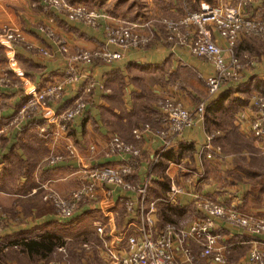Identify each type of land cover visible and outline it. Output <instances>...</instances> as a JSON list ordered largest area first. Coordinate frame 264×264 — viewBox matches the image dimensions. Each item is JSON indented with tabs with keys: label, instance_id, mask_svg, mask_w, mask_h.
I'll use <instances>...</instances> for the list:
<instances>
[{
	"label": "crops",
	"instance_id": "obj_1",
	"mask_svg": "<svg viewBox=\"0 0 264 264\" xmlns=\"http://www.w3.org/2000/svg\"><path fill=\"white\" fill-rule=\"evenodd\" d=\"M228 1L237 4V0ZM202 2L205 0L200 1V6ZM113 3L111 15L107 12L101 20L104 24L109 20L143 26L159 14L160 5L156 6L154 16H148L146 11L142 13L139 7L135 12L132 10L136 9L119 10L125 13L115 16L117 1ZM170 5L164 8L173 18H179L187 10L177 0ZM48 12L44 14L33 10L29 0H0V25L8 24L12 29L24 31L27 41L34 45L33 49H27L0 40L7 57V64L0 65V69L13 65L20 67L12 74L15 84L0 89L4 101L0 127L6 128L0 151V209L10 214L0 227V237L24 242L48 234L61 238L64 226L82 225L83 220L91 216L89 222L92 223H88L91 228L94 225L97 229L99 226L103 228V225L111 228L104 237L100 233L103 242L98 248L101 255H108L109 251H114L112 248H116L115 252L123 251L126 235L137 227L139 214L129 215L118 197L131 193L119 188L114 190L109 185L100 186L97 199L82 205L70 217L56 214L54 207L43 199L46 187L67 196L85 183L88 170L121 165L123 160L120 156L106 157L104 154L114 135L142 150L141 166L136 176H130V180L142 182L150 178L147 199L156 203L154 218L158 227L179 221L189 226L205 216L199 204L208 200L225 205L234 203L246 214L260 215L254 208L245 206L252 185L234 180L229 174L234 168V156L224 155L220 160L202 157L200 152L209 140L204 121L186 128L171 146L165 147L164 139L157 135L163 127L157 102L163 97H170L193 110L201 101L207 100L208 104L224 91L235 89L250 79L264 81V47L261 42L240 37L234 52L242 56L256 46L260 59L245 65L237 84L226 85L208 98L205 78L215 74L213 64L206 58L195 56L188 46L168 41L167 36L156 29L148 47L125 49L123 57L111 63L96 61L81 64L82 79L75 85H67L62 99L49 103L41 113L29 114L12 125L17 112L29 98L45 85L63 78L68 59L59 51L57 36L67 40L71 50L106 47L104 24L93 28L55 11ZM246 13L264 17V0H251ZM142 28L146 29L145 26ZM212 29L213 39L227 48V40L214 27ZM108 48L111 51L120 50L113 44H109ZM42 49H47L52 55L43 54ZM226 56L229 58L230 54L226 53ZM88 80L95 81L97 87L88 97L86 113L74 121L70 131H64L60 116L79 96ZM244 96L245 93L234 92L232 98ZM252 118L250 99L249 104L234 115L232 122L241 135L254 137V146L264 151V137L257 139L251 132ZM145 123L151 125V130L145 132L141 140L135 139L133 129ZM46 126L49 133L42 135L40 128ZM69 146L75 148L74 155L69 154ZM169 150L179 155L178 161L164 158V153ZM52 154H63L65 158L51 165L47 159ZM159 155V161L155 162ZM212 169L223 171L222 177L217 180L211 177ZM197 174L200 176L194 178ZM110 223L115 224L114 228ZM217 225L222 234L220 245L225 247L228 259L226 264H254L249 259L250 241L259 238L229 222L219 220ZM260 238L264 240V236ZM189 245L194 256L200 258V264H220L202 257L199 244L192 241Z\"/></svg>",
	"mask_w": 264,
	"mask_h": 264
},
{
	"label": "built area",
	"instance_id": "obj_2",
	"mask_svg": "<svg viewBox=\"0 0 264 264\" xmlns=\"http://www.w3.org/2000/svg\"><path fill=\"white\" fill-rule=\"evenodd\" d=\"M250 1L237 0L235 5H227L226 2L217 5L205 4L200 11L188 13L179 22L163 19L167 30L170 31L168 41L176 40L178 44L188 46L195 56L206 58L213 64L215 74L205 78L209 98L217 94L224 86H232L240 81L245 65L243 66L240 56L234 52L240 37L264 38V17H254L246 13ZM37 4L47 12L65 10L69 19L81 21L91 27L101 25L102 13L97 9H88L82 4H72L65 0H38ZM103 27L106 47L95 51L80 49L78 53L68 57V66L63 78L45 85L29 98L17 112L18 114L11 122L12 125L19 123L21 118L29 114L41 113L49 103L62 99L67 85H75L82 79L81 64H91L96 61L111 63L121 59L125 49L145 48L151 40L139 33L132 25L105 23ZM182 27L186 28L185 32H182ZM213 27L220 36L227 40V48L222 47L213 39ZM40 29L44 30L43 27ZM51 35L53 36V32ZM0 40L7 41L13 46L34 48V45L27 41L24 31L12 29L8 24L0 25ZM56 40L59 51L64 54L67 51L65 39L57 37ZM109 44L117 45L120 50L111 51L108 48ZM41 52L45 55H52L47 49H42ZM226 53L230 54L229 58ZM19 70L20 67L17 65L2 67L0 69V89L13 86L15 84L13 71L18 72ZM96 87L97 83L92 80L84 84L79 96L60 116L62 130L68 132L74 121L86 113L88 97ZM251 101L253 105L251 132L256 138H262L264 137V95L254 93ZM157 107L163 125L157 131V135L164 139V145L168 148L186 128L194 127L198 122L205 121L207 100L201 101L195 109L190 110L170 97H163L158 100ZM3 108L4 101L0 95V111ZM150 130L149 124L137 126L133 129V136L141 140L144 133ZM40 131L42 135H48V126L41 127ZM5 133L6 128L0 127V151L3 147ZM200 153L209 160L220 159L224 156L221 148L212 144L211 136ZM69 154H75L73 146H69ZM104 154L106 157L120 156L123 163L117 167L102 166L90 169L85 174V183L69 196L62 197L60 193L51 190L44 195V199L53 202L58 215L70 217L79 210L82 203L97 199L100 186L109 185L114 190L119 188L123 192L131 193L130 195L120 194L118 200L129 215L139 214L137 227L126 235L123 251L115 253L109 251L112 253L110 264H200V258L194 256L189 245L192 241L202 247V257L210 258L216 263L226 264L225 247L220 245L222 234L217 225L219 220L229 222L246 233L258 237L259 239L250 241L249 259L254 264H264V240L260 238L264 236V218L246 214L240 211L234 203L225 205L208 200L199 204L205 216L195 220L189 226L179 221L168 222L158 227L154 218L156 203L155 201L149 202L147 199L150 178L142 182H133L128 178L141 166V148L128 144L120 136L114 135ZM159 157L160 155L155 162ZM64 158L63 154H52L47 161L54 165ZM4 216L0 213V227L4 223ZM98 230L102 232L103 228L99 226ZM21 244L22 240H8L0 237V248L4 251L18 249Z\"/></svg>",
	"mask_w": 264,
	"mask_h": 264
},
{
	"label": "rangeland",
	"instance_id": "obj_3",
	"mask_svg": "<svg viewBox=\"0 0 264 264\" xmlns=\"http://www.w3.org/2000/svg\"><path fill=\"white\" fill-rule=\"evenodd\" d=\"M65 1H68L72 4H82L83 6H85L88 9L99 10L102 13V18L100 19V24H104L101 20L105 17V13H107V12H108L107 14L112 13L111 9H112L113 4H114L113 2H115V1H117V4L115 7H118V8H115V11H114L115 16H120V15L125 13V12H122L119 10L136 9V10H132L133 12H135V11H137L138 7H139V10L142 11V13L144 11H146L148 13V16H151L152 14H155L153 12L155 11L156 6L160 5V7L158 6L159 14H157V15L155 14L156 17H152L149 21L145 22L143 24V26L132 25V26H135L137 31L139 33H141L143 36L151 39L149 44L147 45V47L153 41V37L155 36V30L156 29H158L160 34L163 33V35L167 36L166 39H168V35H169L170 31L167 30V25L163 22V19L179 22L188 13L200 11L205 4L217 5V4H220L221 2H226L227 5L228 4L235 5L234 3H232L228 0H211V2H207L205 0V2H202L201 6H199V8H197L194 0H177V1L182 2V5H185L187 10L184 11V13L179 18H173V17L169 16V11L165 8H167L168 6H171L170 4L172 3V1H176V0H114V1L113 0H65ZM37 2H38V0H29L30 7L33 10L39 11V12L42 11V12H44V14L50 13V12L47 13V11H44L37 4ZM191 5H192V10H190L188 8ZM198 5H199V3H198ZM118 11L122 12V13H119ZM56 13L64 15L68 18L67 12L65 10L56 11ZM50 14H52V13H50ZM152 16H154V15H152ZM254 17H256V16H254ZM79 22H81V21H79ZM107 23L108 24H110V23H112V24H117V23L126 24V23L119 22V21H109V20H107ZM83 24H85V23H83ZM156 24H158V28L156 27L157 26ZM1 25H3V24H1ZM85 25H87V24H85ZM126 25H130V24H126ZM100 26L101 25H98L97 27H93V28H98ZM144 26L146 27V29L142 28ZM89 27H91V26H89ZM181 30H182V32H185L186 28L182 27ZM53 37L55 38L54 33H53ZM245 37H248V36H245ZM59 38L64 39L63 37H59ZM248 38H249L248 40L255 41V43L261 42L263 47H264V38L263 37L250 36ZM65 41H66L67 51L64 52V55L67 57L68 60H69L68 57H71L75 53H78L80 51V49L81 50L86 49V50L90 51V49H87V48H80V49L71 50L70 46L68 44V41L67 40H65ZM171 42L178 44L176 42V40L175 41L173 40ZM255 48H256V46L253 47V49L250 50L248 53H244L242 56L239 55L241 58V62L243 64V66L246 65L251 60H259L260 59V56L257 55L258 54L257 51L259 49L256 48L257 50H255ZM98 49H102V47L97 48L95 50H98ZM4 50L5 49H3L0 45V65H6L7 64V60H6L7 57L5 56ZM95 50H93V51H95ZM249 64H251V62ZM13 67H14V65H13ZM208 95H209V92H208ZM209 96H208V98H209ZM145 124H149V123H145ZM132 133H133V131H132ZM217 133H218V131H217ZM253 138H251V137L246 138L243 135H241V140L244 141L245 144H248L251 146L252 145L254 146ZM126 143H128V142H126ZM128 144L135 146V144H132V143H128ZM251 155H254L253 158H251ZM241 156H247L248 158L250 157L246 162L243 160V165L250 169V171L252 173V177L250 178V180L254 181L253 186L251 188V191H248V194L250 196H249L248 203L245 206H248L249 209L254 208L255 212L260 213L259 216L264 218V160L257 159V158H259V156L264 157V151L258 149L257 147H256V150H255V148L254 149L247 148V149L243 150V153L241 154ZM218 160H220V159H218ZM211 171H212V173H210V176L211 177L214 176L215 180L222 177L223 171L216 170V169H212ZM199 176L200 175L197 174L194 176V178L199 177ZM46 189H47V192L52 190V191L60 193L59 191H57L55 189H51L49 187H47ZM69 195H67V196H69ZM61 196L67 197V196H64L62 194H61ZM44 200L46 202H48L51 206H53L55 209L54 211L56 212V214H58L57 209L54 206L53 202L51 200H46V199H44ZM91 201H95V200H91ZM91 201H89V202H91ZM89 202H87V203H89ZM87 203H82L79 206V208L82 205L87 204ZM0 213H3L5 215L3 222H6L9 219L10 214L8 212L2 210V209H0ZM90 217H89V219H91ZM89 219L85 218L83 220L82 225H73L72 224V225H67L66 227L64 226V228L62 230V232H63L62 236L64 238L61 237L59 239L60 243H57V245H55L53 247L54 249L52 251H49L48 253H46L44 255V257H41V254H37V255L31 254L30 251L25 249L26 246H24V244H26V242L24 243V241H22V244L19 246L18 249H9L7 251H4V249L0 248V264H13V262H17V264H110L112 253L109 252L108 255L105 254L106 256L105 255L103 256V255H101L100 249L98 248V246H99V244L100 245L102 244L101 242H103L100 240V237L101 236L104 237L106 235V233L109 230H111V228L109 226L105 228L104 227L105 225H103V231L100 232L95 225L92 226V228L90 227L89 224L92 222H89V221H91ZM110 225L113 228L115 226V224H111V223H110ZM116 230H117V228H116ZM100 233H102L101 236H100ZM45 236H47V235H45ZM112 249H114V251L112 250V252L115 253L116 248H112ZM227 262H228V259H227Z\"/></svg>",
	"mask_w": 264,
	"mask_h": 264
},
{
	"label": "trees",
	"instance_id": "obj_4",
	"mask_svg": "<svg viewBox=\"0 0 264 264\" xmlns=\"http://www.w3.org/2000/svg\"><path fill=\"white\" fill-rule=\"evenodd\" d=\"M200 1L201 0H194L197 8L200 6ZM206 1L211 2V0ZM188 8L192 10V5ZM255 91L264 95V81L250 79L247 83L239 85L235 89L224 91L217 99L207 104L204 121L207 134L212 136V144L216 147H220L223 154L234 156V168L229 174L234 180L250 183L252 186L254 182L250 180L252 173L249 168L243 165V160L246 162L250 157L241 156V154L244 149L255 148L256 150V147L245 144V142L241 140L240 132L233 124L232 118L249 104ZM234 92L245 93V96L244 98H232ZM70 130L71 127H69V131ZM217 131H219V133H217ZM164 154V158L166 159L174 161L179 160V155H177L175 151L169 150ZM253 156L254 155H251V158H253ZM257 159L264 160V157L259 156ZM131 176H136V173ZM128 178L130 179V177ZM44 236L45 235H43L41 239H32L30 242H26V244H24V246H26L25 249L30 251L33 255L41 254V257H44L46 253L54 249L53 247L57 245V243H60V237L57 235Z\"/></svg>",
	"mask_w": 264,
	"mask_h": 264
}]
</instances>
